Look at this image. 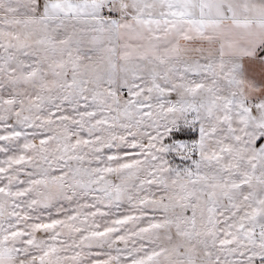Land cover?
<instances>
[{"label": "snow or ice", "instance_id": "snow-or-ice-1", "mask_svg": "<svg viewBox=\"0 0 264 264\" xmlns=\"http://www.w3.org/2000/svg\"><path fill=\"white\" fill-rule=\"evenodd\" d=\"M0 264H264V0H0Z\"/></svg>", "mask_w": 264, "mask_h": 264}]
</instances>
